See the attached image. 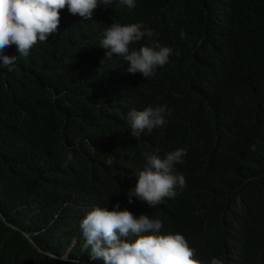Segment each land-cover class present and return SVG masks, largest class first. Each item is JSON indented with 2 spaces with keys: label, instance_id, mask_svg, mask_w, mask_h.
<instances>
[{
  "label": "trees",
  "instance_id": "16d2710c",
  "mask_svg": "<svg viewBox=\"0 0 264 264\" xmlns=\"http://www.w3.org/2000/svg\"><path fill=\"white\" fill-rule=\"evenodd\" d=\"M208 8L198 4L202 13ZM205 25L210 32L198 49L206 59L183 52L182 67L158 81L129 73L122 57L102 55L99 41L78 57L46 41L4 68L9 82L21 90V105L65 160L44 169L21 158L19 176H25L30 209L16 221L15 204L0 201V214L18 228L0 216V242L11 250L7 255L0 248V264H105L84 248L79 231L83 213L125 205L133 178L146 165L144 153L159 149L164 157L179 148L186 155L175 169L185 176L186 188L152 215L144 208L135 216L160 219L161 234H183L195 258L207 264L213 257L230 264H264V161L256 159L264 154V142L255 163L245 161L264 128V93L247 89L237 96L229 92L239 86L234 81L225 90L230 73L218 55L220 27L213 20ZM3 54L18 57L14 45ZM230 94L240 99L225 98ZM156 99L171 112L168 126L132 136L128 113L154 107ZM17 196L13 192L5 200Z\"/></svg>",
  "mask_w": 264,
  "mask_h": 264
},
{
  "label": "clouds",
  "instance_id": "9594fccd",
  "mask_svg": "<svg viewBox=\"0 0 264 264\" xmlns=\"http://www.w3.org/2000/svg\"><path fill=\"white\" fill-rule=\"evenodd\" d=\"M198 4L209 6L208 11H199ZM208 20L220 27L223 38L218 55L229 67L225 90L234 81L239 86L229 92L237 96L247 89L264 93V0H0V201L15 204L16 221L30 209L25 176H19L24 167L21 158L29 157L38 168L54 169L65 155L43 137L42 126L21 105V90L9 82L4 68L29 57L36 44L46 41L52 42L51 48L73 50L76 57L99 41L97 48L102 55L122 57L123 63L130 65L129 73L158 81L182 67L185 52L206 59L198 48L210 32L205 25ZM96 29L98 34L92 36ZM12 45L18 57L3 54ZM191 62L189 58L187 63ZM237 96L225 98L240 99ZM155 103L128 113L132 136L139 138L142 133L168 126V106L162 99ZM263 142L264 128L253 139L246 163H255L254 156ZM158 153L159 149L144 153L146 165L137 179L133 178L125 205L91 207L83 213L79 231L91 259L105 264H207L195 258L196 250L183 234H161L160 219L135 216L144 208L152 215L154 208L187 186L185 176L175 169L183 163L186 149L170 151L164 157ZM72 159L68 152L67 161ZM256 159L263 162L264 154ZM13 192L19 196L5 200ZM0 248L10 255V248L1 242ZM62 258L67 259L68 254ZM210 264L230 263L213 257Z\"/></svg>",
  "mask_w": 264,
  "mask_h": 264
}]
</instances>
